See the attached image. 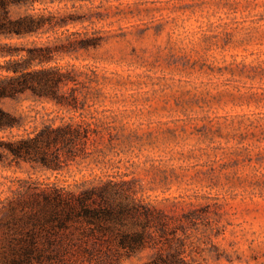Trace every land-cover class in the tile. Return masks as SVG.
<instances>
[{
  "label": "rangeland",
  "instance_id": "obj_1",
  "mask_svg": "<svg viewBox=\"0 0 264 264\" xmlns=\"http://www.w3.org/2000/svg\"><path fill=\"white\" fill-rule=\"evenodd\" d=\"M27 11L65 22L12 41L51 47L43 67L71 78L60 91L79 109L29 93L0 106L27 130L72 117L90 132L59 172L0 162V199L14 178L74 190L110 182L173 219L194 211L185 242L202 264H264V0H41ZM85 35L99 43L79 46Z\"/></svg>",
  "mask_w": 264,
  "mask_h": 264
},
{
  "label": "trees",
  "instance_id": "obj_2",
  "mask_svg": "<svg viewBox=\"0 0 264 264\" xmlns=\"http://www.w3.org/2000/svg\"><path fill=\"white\" fill-rule=\"evenodd\" d=\"M37 1L0 0V100L29 93L76 112V97L60 91L71 78L57 67H43L52 59L51 47L12 41L65 23L28 12ZM99 39L85 35L79 46H96ZM62 119L55 124L45 118L27 130L21 117L0 106V162L6 167L24 162L56 172L68 166L84 152L90 130L85 122ZM9 181L14 188L0 199V209H5L0 217V264L99 262L146 249L152 253L139 264H202L185 242V229L195 223L194 211L173 219L110 182L74 190L31 177Z\"/></svg>",
  "mask_w": 264,
  "mask_h": 264
},
{
  "label": "clouds",
  "instance_id": "obj_3",
  "mask_svg": "<svg viewBox=\"0 0 264 264\" xmlns=\"http://www.w3.org/2000/svg\"><path fill=\"white\" fill-rule=\"evenodd\" d=\"M129 179H131V178H129Z\"/></svg>",
  "mask_w": 264,
  "mask_h": 264
}]
</instances>
